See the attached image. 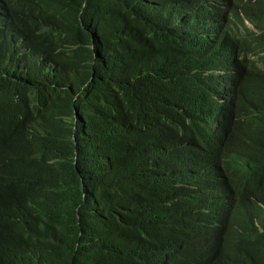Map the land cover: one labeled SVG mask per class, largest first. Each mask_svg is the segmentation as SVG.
I'll return each instance as SVG.
<instances>
[{"label":"trees","instance_id":"trees-1","mask_svg":"<svg viewBox=\"0 0 264 264\" xmlns=\"http://www.w3.org/2000/svg\"><path fill=\"white\" fill-rule=\"evenodd\" d=\"M251 5L0 0V264H264Z\"/></svg>","mask_w":264,"mask_h":264},{"label":"clouds","instance_id":"clouds-1","mask_svg":"<svg viewBox=\"0 0 264 264\" xmlns=\"http://www.w3.org/2000/svg\"><path fill=\"white\" fill-rule=\"evenodd\" d=\"M256 1L258 0H251V2H253V5L256 3ZM250 11L251 8L246 10L245 12L243 11L240 12L241 22L237 24V37L238 40L241 42L248 40L252 34H256V35L260 34L259 30L257 29L256 23L249 16ZM254 60L257 61L256 58H254ZM255 69L260 74H264V66L256 65ZM237 140H238V135L235 139L236 144H237ZM214 207L215 205H210L206 207V209H213ZM257 226L261 230V232H264V229L259 224H257ZM213 251H214V246L212 241L209 239L202 244L201 248L195 250V253L189 260H187V262L189 264H212Z\"/></svg>","mask_w":264,"mask_h":264},{"label":"bare ground","instance_id":"bare-ground-1","mask_svg":"<svg viewBox=\"0 0 264 264\" xmlns=\"http://www.w3.org/2000/svg\"><path fill=\"white\" fill-rule=\"evenodd\" d=\"M203 10H204V8H202ZM166 12V11H165ZM202 21V20H201ZM203 24V23H202ZM207 30V29H206ZM255 38V37H254ZM261 46V45H260ZM263 47V46H262ZM230 104V103H229ZM231 113V112H230ZM230 115V114H229ZM225 117V116H224ZM230 117V116H229ZM227 118V117H226ZM236 182V181H235ZM238 186V185H237ZM253 186V185H252ZM251 190H252V188H251ZM228 202V201H227ZM257 232V231H256ZM201 237V236H200ZM256 237V236H255ZM205 239V238H204ZM216 241V240H215ZM200 242L202 243V241L200 240ZM214 243V242H213ZM216 243V242H215ZM214 250H215V248H214ZM185 253V252H184ZM214 253V252H213Z\"/></svg>","mask_w":264,"mask_h":264}]
</instances>
